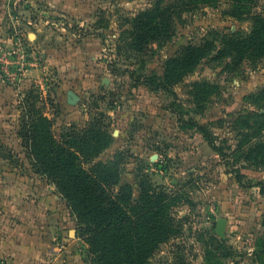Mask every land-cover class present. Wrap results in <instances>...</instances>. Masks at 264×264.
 <instances>
[{
    "label": "rangeland",
    "instance_id": "374dc122",
    "mask_svg": "<svg viewBox=\"0 0 264 264\" xmlns=\"http://www.w3.org/2000/svg\"><path fill=\"white\" fill-rule=\"evenodd\" d=\"M158 1L0 0L5 34L23 35L28 43L30 33L38 35L40 42L30 43L28 53L41 49L45 68L38 82L17 89L13 111L0 112V225L32 218L30 203L43 207L37 214L52 247L36 264H88V246L77 237L76 216L66 200L32 169L22 146V101L32 90L41 100L52 99L47 111L57 134L106 114L112 142L99 160L116 162L120 184L131 185L134 200L144 184L178 197L172 210L184 219L183 230L161 246L153 263L264 264V166L252 168L235 153L244 139L235 121L257 109L264 60L247 59L230 71L229 60L204 59L170 90L149 81L162 75L166 61L183 46L214 33H248L252 23L234 17L223 0H164L176 12L174 35L137 52L129 44L132 20ZM263 8L264 0H258L255 9ZM13 23L23 32L11 31ZM12 59L0 48V75ZM189 87L200 96L190 95ZM68 90L78 95L73 104ZM221 218L224 235L217 232ZM0 264L12 263L4 255Z\"/></svg>",
    "mask_w": 264,
    "mask_h": 264
},
{
    "label": "trees",
    "instance_id": "16d2710c",
    "mask_svg": "<svg viewBox=\"0 0 264 264\" xmlns=\"http://www.w3.org/2000/svg\"><path fill=\"white\" fill-rule=\"evenodd\" d=\"M163 1L133 18L129 43L133 50L143 52L150 44L174 35L176 12L172 6L164 7ZM196 1L212 4L216 0ZM223 1L230 4L234 17L251 21V31L214 33L213 37L183 46L166 61L162 75L156 77L158 81L149 79L151 84L170 90L208 58L219 62L229 60L225 67L230 71L247 59L264 60V8L255 9L258 0ZM194 90L189 87L187 92L199 97V92ZM40 97L32 90L22 101L19 133L22 146L32 169L57 187L76 216L77 237L88 246V264H155L152 259L161 246L183 230L184 219L172 210L178 197H173L164 187L157 191L152 185L144 184L139 199L134 200L131 185L120 184L116 162L99 160L112 142L106 114L100 112L84 127L72 124L57 134L55 119L47 111L53 101L50 97L42 100ZM38 100L42 101L40 106ZM254 101L257 109L241 114L235 121L237 127L243 128L238 136L244 137L235 153L238 160H244L250 167L261 168L264 166V90ZM210 139L212 142L211 135Z\"/></svg>",
    "mask_w": 264,
    "mask_h": 264
},
{
    "label": "crops",
    "instance_id": "0c3cea01",
    "mask_svg": "<svg viewBox=\"0 0 264 264\" xmlns=\"http://www.w3.org/2000/svg\"><path fill=\"white\" fill-rule=\"evenodd\" d=\"M59 2L60 5L63 3L61 1ZM1 3L2 2H0V11ZM1 20L2 14L0 12V48H5L8 54L13 58V61L9 60V73L5 74V77L0 75V112H10L13 111L11 103L15 101L14 98L17 94V89L34 85V83L38 82L39 78L44 75L45 68L40 62L41 58L39 54H41V49L35 46L34 49L28 53L29 65L21 75L15 76L14 73L17 71L19 61L21 60V58L14 53L18 47V42L15 36L5 34L9 32V30H6L5 24ZM12 26L11 31L13 32H23L24 30L14 23ZM29 38L31 42L28 43L26 37V46H31L36 42H40V37L33 33L29 34ZM30 43L31 45H29ZM43 55L44 53H42V56ZM67 93H69V90ZM28 206L32 207L34 212L32 218H25V222L18 223L17 219L15 224L6 223L0 225V230L4 232V234H0V256L5 255L12 264H36L38 259L45 255V250L52 247L51 244L49 245V242H45L46 239L43 236L44 223H41L42 219L39 220V215L37 214L39 213L38 211L41 213L43 207L39 205L33 206V203H30ZM37 206L40 208L37 209ZM16 208L17 210L19 209L18 206ZM7 232H12L11 237L8 236Z\"/></svg>",
    "mask_w": 264,
    "mask_h": 264
},
{
    "label": "built area",
    "instance_id": "2783aa9c",
    "mask_svg": "<svg viewBox=\"0 0 264 264\" xmlns=\"http://www.w3.org/2000/svg\"><path fill=\"white\" fill-rule=\"evenodd\" d=\"M16 40L18 42V47L15 50V54H17L21 60L19 61V65L17 67V71L14 73L15 76H19L21 75L24 70L26 69V67L29 65V61H28V46H26V37L23 35H16ZM5 64H10L9 61H5ZM5 74L9 73L8 68L4 69Z\"/></svg>",
    "mask_w": 264,
    "mask_h": 264
},
{
    "label": "water",
    "instance_id": "95a60500",
    "mask_svg": "<svg viewBox=\"0 0 264 264\" xmlns=\"http://www.w3.org/2000/svg\"><path fill=\"white\" fill-rule=\"evenodd\" d=\"M77 99H78V95L74 91H69V93H68L69 102L73 104L77 101ZM225 227H226V219L225 218L219 219L217 232L220 235H224Z\"/></svg>",
    "mask_w": 264,
    "mask_h": 264
}]
</instances>
